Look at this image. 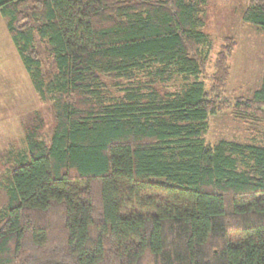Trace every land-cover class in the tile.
I'll use <instances>...</instances> for the list:
<instances>
[{"label":"trees","instance_id":"1","mask_svg":"<svg viewBox=\"0 0 264 264\" xmlns=\"http://www.w3.org/2000/svg\"><path fill=\"white\" fill-rule=\"evenodd\" d=\"M206 3L0 0L55 111L49 141L31 128L24 149L0 157V264H264V145L204 138L209 116L230 107L229 50L207 75ZM242 19L264 31V0ZM176 77L192 81L157 89ZM234 113L264 121V75Z\"/></svg>","mask_w":264,"mask_h":264},{"label":"rangeland","instance_id":"2","mask_svg":"<svg viewBox=\"0 0 264 264\" xmlns=\"http://www.w3.org/2000/svg\"><path fill=\"white\" fill-rule=\"evenodd\" d=\"M250 0H207L203 8L204 32L209 44L203 47L208 55L207 75L215 74V62L222 51L229 50V75L223 88L230 107L210 115L204 138L207 144L233 141L264 145V121L249 114L239 118L234 113L237 99H250L260 89L264 75V31L243 22V12ZM228 39H231L228 41ZM46 77L56 71L46 44L37 39ZM192 79L176 77L157 84L162 92H180ZM110 94L121 96L122 86L107 81ZM55 111L50 101H41L19 58L7 29V19L0 15V157L10 149L26 147L27 130L40 128L46 141L52 136ZM9 202V195L0 186V212ZM237 235H234L236 238Z\"/></svg>","mask_w":264,"mask_h":264}]
</instances>
